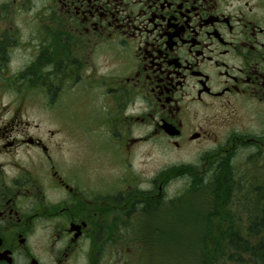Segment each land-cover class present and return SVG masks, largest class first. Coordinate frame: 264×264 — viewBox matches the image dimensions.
I'll list each match as a JSON object with an SVG mask.
<instances>
[{
    "label": "flooded vegetation",
    "instance_id": "1",
    "mask_svg": "<svg viewBox=\"0 0 264 264\" xmlns=\"http://www.w3.org/2000/svg\"><path fill=\"white\" fill-rule=\"evenodd\" d=\"M49 94L84 95L90 117L60 120L93 133L88 156L27 116ZM163 142L256 187L264 0H0V264H96L97 239L154 235L176 170L134 161Z\"/></svg>",
    "mask_w": 264,
    "mask_h": 264
},
{
    "label": "rangeland",
    "instance_id": "2",
    "mask_svg": "<svg viewBox=\"0 0 264 264\" xmlns=\"http://www.w3.org/2000/svg\"><path fill=\"white\" fill-rule=\"evenodd\" d=\"M82 97L84 95L49 94L48 103L43 108V104L34 98L32 112L29 111L27 116L42 118L44 124L55 134L60 129L55 139H66L67 149L74 150L77 147V153L88 156L90 150L93 151V133H83L80 128L71 126L75 122L63 126L60 120L61 115L73 116L76 120L90 117L89 104ZM7 100L4 96L2 101ZM91 129L93 126L89 130ZM164 143L159 146L142 144L138 150L144 152L145 156L138 158V163L135 158L134 167L144 172L146 181L159 169L164 168L162 173L167 175L164 177H170L176 170L171 175V180L169 179V185L163 184V193L168 196L175 191L177 200L163 203L155 214L153 226L158 230L154 235H146L144 238L123 236L111 240L97 239V250L102 245L103 249L97 253V257L93 256L94 263H129L144 258L145 264H238L229 259L230 249L224 246V237L227 244L234 233L244 239L249 238L248 226L257 217L259 200L263 194L260 186L264 185V170L258 173L256 187L246 188L242 181L234 179L236 174L228 173V169L220 174L207 173L212 167L203 166V160L198 156L204 144L176 150ZM214 161L215 159H210L209 163ZM189 169L192 172H185ZM216 169L219 171L220 167L217 166ZM241 176L245 178L248 175ZM224 180L227 183L225 185L222 184ZM202 186L206 188L201 189ZM215 190L217 194L214 193ZM205 210L207 213L212 210L215 215L207 220ZM211 237L219 241H216L217 245ZM244 257L248 260L246 255ZM244 264L253 263L245 261Z\"/></svg>",
    "mask_w": 264,
    "mask_h": 264
},
{
    "label": "trees",
    "instance_id": "3",
    "mask_svg": "<svg viewBox=\"0 0 264 264\" xmlns=\"http://www.w3.org/2000/svg\"><path fill=\"white\" fill-rule=\"evenodd\" d=\"M214 193L217 194L216 190ZM205 213L207 220H210L212 216L215 215L212 210H209L208 213L207 210H205ZM248 230V239H244L238 233H235L231 235L228 242L229 244H227V239L224 237V246L226 245L230 249L229 259L238 264H244L245 261L253 264H264V237H262V233H264V206L261 207V212L257 214V217L250 221ZM211 238H213L215 242L218 241L214 237ZM244 255L248 257V260Z\"/></svg>",
    "mask_w": 264,
    "mask_h": 264
}]
</instances>
